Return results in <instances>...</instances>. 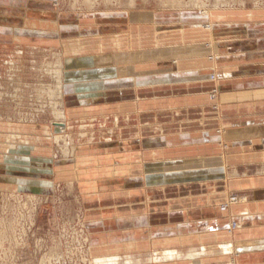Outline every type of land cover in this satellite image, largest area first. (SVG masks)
Here are the masks:
<instances>
[{
  "label": "crops",
  "instance_id": "crops-1",
  "mask_svg": "<svg viewBox=\"0 0 264 264\" xmlns=\"http://www.w3.org/2000/svg\"><path fill=\"white\" fill-rule=\"evenodd\" d=\"M26 4L1 15V32L66 50L67 67L79 62L65 81L74 152L64 158L52 139L32 141L16 164L5 161L20 183L76 188L94 257L192 264L205 252L203 264H218L217 248L230 246L228 258L246 243L237 264H264V10L241 24L219 11ZM233 193L248 201H228L223 213ZM232 222L241 230L230 233Z\"/></svg>",
  "mask_w": 264,
  "mask_h": 264
},
{
  "label": "rangeland",
  "instance_id": "rangeland-1",
  "mask_svg": "<svg viewBox=\"0 0 264 264\" xmlns=\"http://www.w3.org/2000/svg\"><path fill=\"white\" fill-rule=\"evenodd\" d=\"M27 1L0 0V11H17L14 14L0 12V17L18 15L19 7L24 9ZM59 4L61 10L77 13L130 8L177 13L186 10L203 13L219 11L233 16L231 20L241 24L247 22L243 19L245 14L258 15L260 10H264V0H59ZM205 25L209 28L210 22ZM1 30L3 26L0 22V264H96L101 257H94L91 252L89 234L84 226L81 194L76 188L73 190L72 185L68 187L61 183L54 192L34 194L27 190L18 191L11 186L12 183L24 187L16 177L18 169L9 168L7 164H16L14 157L25 152H13L10 143L17 147L20 145L23 150L29 148L27 139L30 142L45 137L52 139L55 134L52 124L56 121L51 104L57 99L47 94L41 95L40 91L43 87L53 86L52 80L46 75V67L61 58L52 57L48 53L51 48L37 44L32 36L18 43L11 33L3 34ZM53 51V54H57L56 50ZM214 80L215 75H211L210 81ZM216 86L214 84L208 92L211 99H215L220 92ZM48 129L53 134L46 132ZM9 155L15 160H9L12 159ZM233 194L220 205L223 213L228 211L227 202L230 200L237 202L233 204L244 203L241 201L243 197L239 199ZM235 227V222H232L229 232L232 233ZM235 246L238 245H234L228 254L236 257L234 264H237L243 259H238ZM216 252L217 257L221 258L215 260L224 259L223 255L227 254L220 247ZM207 255L205 252L197 253L188 259H201ZM182 257H175L171 261ZM123 261L119 264L126 262Z\"/></svg>",
  "mask_w": 264,
  "mask_h": 264
},
{
  "label": "bare ground",
  "instance_id": "bare-ground-1",
  "mask_svg": "<svg viewBox=\"0 0 264 264\" xmlns=\"http://www.w3.org/2000/svg\"><path fill=\"white\" fill-rule=\"evenodd\" d=\"M77 17V16H75ZM253 17V16H252ZM38 24V23H37ZM73 26V25H71ZM82 29V28H80ZM36 31V30H35ZM13 33H11V35H13L14 39L16 41H18V43L24 41L22 38H21V34H20V31L16 30V31H12ZM114 34V33H113ZM36 35V34H35ZM42 35V34H41ZM111 35V34H110ZM29 36V35H27ZM31 36V35H30ZM121 36V35H120ZM35 37V36H34ZM45 38V37H44ZM47 39V38H46ZM109 39V38H108ZM79 40V39H78ZM120 41V40H119ZM122 41V40H121ZM79 42V41H78ZM110 43V42H109ZM113 45V44H112ZM123 45V44H122ZM62 46V45H61ZM69 46V45H68ZM70 47V46H69ZM73 52H80L78 49L79 48V45L77 46H74L73 47ZM54 49H50V51L48 53H50V55L52 57H60V59H58L56 62L54 63H51L49 65H47V69L48 71H46V75L47 77H49L52 82H53V86L51 87H43L42 90L40 91V94L43 95V94H47V96L53 98V99H57L56 102L52 103L51 104V109L52 111H54V117H55V121L56 123H53V128L54 127H57L58 128V133H56L55 131V134L52 135V140L54 141V143L56 145H59L60 146V149L63 151V154H64V158H67L68 156L70 157V155H72V153L74 152L73 148H72V143L73 142H76V139L75 137L72 135H68V133L70 132L71 128H69V126L65 123L66 122V102H65V92H66V89L68 88H65V81L66 80H69L68 78L72 79V81L75 79L72 77V73H70L71 71H76L74 70V67L77 66L78 64V60L74 62H69V67H67V63L65 61V58L67 55V52L66 50L64 51H57V54H53V51ZM73 53V54H74ZM70 71V72H69ZM87 76H91L89 75V73H86ZM74 76V75H73ZM77 76V75H76ZM81 77V76H80ZM70 81V80H69ZM71 81V82H72ZM82 82V81H80ZM71 84V83H70ZM76 89V88H75ZM71 90V89H70ZM91 90V89H90ZM96 97V96H95ZM98 97V96H97ZM71 100V99H69ZM68 100V101H69ZM79 100V99H78ZM96 100V99H95ZM90 103V102H89ZM88 103V104H89ZM80 104V103H79ZM85 105V104H84ZM78 107V106H76ZM75 116V115H74ZM69 118V117H68ZM91 119V118H90ZM82 120V119H81ZM116 120V119H115ZM99 122V121H98ZM105 122V121H104ZM116 122V121H115ZM116 128V127H115ZM114 128V129H115ZM46 130V129H45ZM111 130V129H110ZM116 130V129H115ZM69 131V132H68ZM107 131V130H106ZM46 132H51V129H48V131ZM96 133V132H95ZM111 133V132H110ZM48 134V133H47ZM53 134V133H52ZM90 134V133H89ZM80 135V134H79ZM12 140V138H11ZM43 140V139H42ZM39 141H41L39 139ZM44 141V140H43ZM51 141V140H50ZM26 142L28 143L27 145L28 146H31L29 144H31V142L27 139ZM42 142V141H41ZM12 147V151L13 152H20L21 151V147L20 145H18L19 147H17L14 143H10ZM50 146V145H49ZM52 147V146H51ZM17 148V149H15ZM31 148V147H30ZM35 148V147H34ZM25 149V148H24ZM7 150V149H6ZM30 150V149H29ZM30 152V151H29ZM56 156V155H55ZM74 157V155H73ZM55 159V157H54ZM11 161H14L15 159H9ZM208 161V160H207ZM165 165V164H164ZM152 167V166H151ZM164 169V168H163ZM48 170V169H47ZM55 171V170H54ZM149 171V170H148ZM43 173V172H42ZM208 173V172H207ZM55 174V173H54ZM193 174V173H192ZM12 182V181H11ZM47 182V181H46ZM15 184H12L11 183V186H13L14 189H17L18 191H23V190H28L34 194H38L41 192V185H38L37 183H32L31 185H29V187H21V186H14ZM96 189V188H95ZM240 199V197H239ZM248 201L247 197L246 198H242L241 201L242 202H245ZM240 201V200H239ZM236 202V201H231L228 202V205H233V203ZM237 203V202H236ZM244 212V211H243ZM256 213V212H255ZM247 214V213H246ZM253 214V213H252ZM243 222V221H242ZM236 227L235 229H239L241 230L242 228V225L240 223H236ZM230 248V246L226 245L224 247V249L226 251H228V249ZM250 249V246L248 244H243L242 246H239L238 248L236 247V254L239 255L238 259L240 260L241 258H243L242 256V253H245V254H248V252ZM260 251V250H259ZM237 256V255H235ZM258 256V255H257ZM252 257V256H251ZM157 258V257H156ZM236 259V258H235ZM235 259H232V256L231 257H228V258H224V259H221V260H215L217 261L218 264H226L227 262H231V260L233 261L232 264H234L235 262ZM153 260V259H152ZM158 260V259H157ZM201 260V259H200ZM198 258H193L192 261L193 263L192 264H203L204 261L201 260L200 261ZM119 261L118 258L116 257H103V258H99L97 263L96 264H117V262ZM214 261V262H215ZM212 264V263H211Z\"/></svg>",
  "mask_w": 264,
  "mask_h": 264
}]
</instances>
